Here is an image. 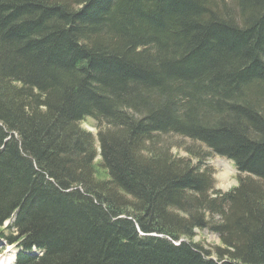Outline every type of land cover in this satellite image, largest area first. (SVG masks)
I'll return each instance as SVG.
<instances>
[{
  "label": "trees",
  "instance_id": "trees-1",
  "mask_svg": "<svg viewBox=\"0 0 264 264\" xmlns=\"http://www.w3.org/2000/svg\"><path fill=\"white\" fill-rule=\"evenodd\" d=\"M0 242L13 264H264V0H0Z\"/></svg>",
  "mask_w": 264,
  "mask_h": 264
},
{
  "label": "rangeland",
  "instance_id": "rangeland-1",
  "mask_svg": "<svg viewBox=\"0 0 264 264\" xmlns=\"http://www.w3.org/2000/svg\"><path fill=\"white\" fill-rule=\"evenodd\" d=\"M80 127L93 136H96L99 131L95 122L89 119L83 121ZM156 143L158 149L168 151L176 159L189 161L192 166H196L200 162L201 166L210 169L213 172L214 190L216 192L225 194L237 186L240 174L236 171L232 162L210 154L202 145L173 135L158 137ZM195 234L193 243H197L205 249H211L219 245L218 237L208 231H195ZM15 253L14 247H4L0 244L1 264H13Z\"/></svg>",
  "mask_w": 264,
  "mask_h": 264
},
{
  "label": "bare ground",
  "instance_id": "bare-ground-1",
  "mask_svg": "<svg viewBox=\"0 0 264 264\" xmlns=\"http://www.w3.org/2000/svg\"><path fill=\"white\" fill-rule=\"evenodd\" d=\"M13 247V246H12ZM15 248V247H14ZM15 250H16V248H15ZM16 254V253H15ZM0 264H1V261H0Z\"/></svg>",
  "mask_w": 264,
  "mask_h": 264
}]
</instances>
